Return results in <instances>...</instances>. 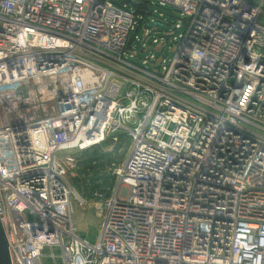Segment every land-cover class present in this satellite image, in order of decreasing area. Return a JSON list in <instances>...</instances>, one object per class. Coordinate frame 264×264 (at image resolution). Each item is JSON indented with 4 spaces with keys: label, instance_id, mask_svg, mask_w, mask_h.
Instances as JSON below:
<instances>
[{
    "label": "built area",
    "instance_id": "1",
    "mask_svg": "<svg viewBox=\"0 0 264 264\" xmlns=\"http://www.w3.org/2000/svg\"><path fill=\"white\" fill-rule=\"evenodd\" d=\"M256 1L0 0V220L12 264H264ZM151 24L172 27L159 36ZM119 133L130 150L112 164L115 188L94 191L102 223L90 243L73 222V198L84 203L67 176L76 159L59 154Z\"/></svg>",
    "mask_w": 264,
    "mask_h": 264
},
{
    "label": "rangeland",
    "instance_id": "2",
    "mask_svg": "<svg viewBox=\"0 0 264 264\" xmlns=\"http://www.w3.org/2000/svg\"><path fill=\"white\" fill-rule=\"evenodd\" d=\"M252 1L259 4L256 0ZM168 11H170V13ZM163 12L165 15L169 16V21L172 24L177 20V18L171 14L170 9L163 10ZM259 22L264 24V16L260 18ZM171 27L172 26L159 27V36L164 35ZM134 34L135 33H133V37ZM138 34L142 36L143 31H139ZM168 51L169 50L164 52V56L171 57L172 54L169 55ZM119 136L120 138L116 143L107 141L87 151L81 152L72 149L59 154L61 157L70 155L76 159L77 166L70 168L67 176L74 191L86 204L76 201L75 198H73L72 216L73 222L77 226L79 236L90 243H95L99 238L102 223V219L97 215V209L93 205L95 203L93 199L94 191L105 184L115 188L116 183H114V178L111 175L112 164H123L130 150V139L122 133H119ZM45 252L47 254L50 250L48 249ZM44 263H48V261L44 259Z\"/></svg>",
    "mask_w": 264,
    "mask_h": 264
},
{
    "label": "water",
    "instance_id": "3",
    "mask_svg": "<svg viewBox=\"0 0 264 264\" xmlns=\"http://www.w3.org/2000/svg\"><path fill=\"white\" fill-rule=\"evenodd\" d=\"M151 26L163 27L164 25H162V24H151ZM250 30H251V28L249 29V32H250ZM249 32H247L244 40H246L248 38ZM0 264H12L11 257H10V251H9V245H8V241H7L5 231H4V227L2 225L1 220H0Z\"/></svg>",
    "mask_w": 264,
    "mask_h": 264
},
{
    "label": "crops",
    "instance_id": "4",
    "mask_svg": "<svg viewBox=\"0 0 264 264\" xmlns=\"http://www.w3.org/2000/svg\"><path fill=\"white\" fill-rule=\"evenodd\" d=\"M93 199H94V198H93ZM94 202H95V203H94L93 205H94V207H95V204H96V200H95V199H94ZM84 204H86V203L84 202ZM91 206H92V205H91Z\"/></svg>",
    "mask_w": 264,
    "mask_h": 264
},
{
    "label": "trees",
    "instance_id": "5",
    "mask_svg": "<svg viewBox=\"0 0 264 264\" xmlns=\"http://www.w3.org/2000/svg\"><path fill=\"white\" fill-rule=\"evenodd\" d=\"M103 186V185H102Z\"/></svg>",
    "mask_w": 264,
    "mask_h": 264
}]
</instances>
